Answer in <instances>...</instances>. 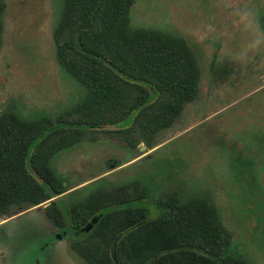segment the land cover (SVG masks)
<instances>
[{
  "label": "rangeland",
  "instance_id": "374dc122",
  "mask_svg": "<svg viewBox=\"0 0 264 264\" xmlns=\"http://www.w3.org/2000/svg\"><path fill=\"white\" fill-rule=\"evenodd\" d=\"M61 11L62 0H5L0 115L54 118L82 97L54 60L51 34ZM128 20L185 42L200 71L196 99L152 151L98 134L59 152L49 167L79 188L78 202L96 187L131 182L155 198L197 195L216 210L236 254L264 264V44L243 55L264 39V0H135ZM43 208L0 218V264H84L67 240L53 238L57 228Z\"/></svg>",
  "mask_w": 264,
  "mask_h": 264
},
{
  "label": "trees",
  "instance_id": "16d2710c",
  "mask_svg": "<svg viewBox=\"0 0 264 264\" xmlns=\"http://www.w3.org/2000/svg\"><path fill=\"white\" fill-rule=\"evenodd\" d=\"M134 2L62 0L51 34L54 60L83 95L54 118L0 115V218L44 206L57 229L78 232L69 248L84 264H247L214 207L197 195L155 198L148 186L131 182L96 187L78 202L79 188L65 186L49 167L59 152L98 134L152 151L196 99L193 53L179 37L131 28ZM4 10L0 0V47ZM92 218L95 224L81 232Z\"/></svg>",
  "mask_w": 264,
  "mask_h": 264
},
{
  "label": "flooded vegetation",
  "instance_id": "af4514ba",
  "mask_svg": "<svg viewBox=\"0 0 264 264\" xmlns=\"http://www.w3.org/2000/svg\"><path fill=\"white\" fill-rule=\"evenodd\" d=\"M55 234H59V236H60V239L59 240H62V239H65V240H67L68 242H70V240H72V239H76L77 237H78V232H76V231H71L70 233H67V231L66 230H59V229H57V232L56 233H54L52 236H53V238H54V236H55ZM58 240H52V242H51V244L53 243V242H57ZM50 244V245H51ZM46 245V244H45ZM43 250H44V248H40V257H41V253L43 252ZM41 260H42V258H41ZM37 261V260H36ZM38 263V262H37ZM36 263V264H37ZM39 264V263H38ZM42 264H43V262H42Z\"/></svg>",
  "mask_w": 264,
  "mask_h": 264
},
{
  "label": "clouds",
  "instance_id": "9594fccd",
  "mask_svg": "<svg viewBox=\"0 0 264 264\" xmlns=\"http://www.w3.org/2000/svg\"><path fill=\"white\" fill-rule=\"evenodd\" d=\"M264 35V34H262ZM261 44H264V39H256L254 40L250 45H248L247 50L243 53L244 56L248 55V52H255L258 50L261 46Z\"/></svg>",
  "mask_w": 264,
  "mask_h": 264
},
{
  "label": "water",
  "instance_id": "95a60500",
  "mask_svg": "<svg viewBox=\"0 0 264 264\" xmlns=\"http://www.w3.org/2000/svg\"><path fill=\"white\" fill-rule=\"evenodd\" d=\"M26 209H28V208H26ZM95 222H96V219L95 218H92L89 221V223L84 228H82L80 231L81 232H87V231H89L91 229L92 225L95 224ZM55 238L59 239L60 238L59 234H55ZM113 260H114V256H113ZM114 263L116 264L115 260H114Z\"/></svg>",
  "mask_w": 264,
  "mask_h": 264
}]
</instances>
